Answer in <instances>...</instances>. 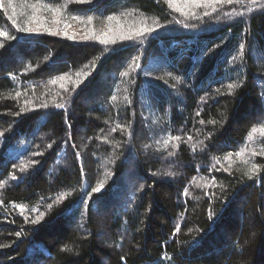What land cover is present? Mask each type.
<instances>
[{"label": "trees", "instance_id": "16d2710c", "mask_svg": "<svg viewBox=\"0 0 264 264\" xmlns=\"http://www.w3.org/2000/svg\"><path fill=\"white\" fill-rule=\"evenodd\" d=\"M7 3L0 264H264V0Z\"/></svg>", "mask_w": 264, "mask_h": 264}, {"label": "rangeland", "instance_id": "374dc122", "mask_svg": "<svg viewBox=\"0 0 264 264\" xmlns=\"http://www.w3.org/2000/svg\"><path fill=\"white\" fill-rule=\"evenodd\" d=\"M41 8L42 7H35L34 15H33L35 19H33L30 24L33 28L38 29V31L40 32L44 31L45 33H49V34L54 33L60 37H65L73 40L88 39L90 35H96L100 33L98 29L89 27L90 21H87L85 24V21L79 18H72L69 20L64 19L62 18L63 13L59 9L54 10V12H52V17H49L47 14H45L44 10H42ZM45 28L49 29V31H45ZM104 30H105L104 32L105 34L104 35L102 34L101 35L102 37H115L118 35L119 31L122 32L121 31L122 28L117 29L116 27H111V26H107ZM65 32H67L68 35H64ZM106 78L107 75H103L101 81L104 82ZM144 103L147 105V102ZM21 144L25 145L26 143L22 142ZM13 151H16L15 156L20 155L18 152L20 151V148H17V150H13ZM117 209L121 213L123 207H118ZM105 214H108L107 209L102 208L101 217L103 218ZM104 236L110 239V237L107 236L106 234H104Z\"/></svg>", "mask_w": 264, "mask_h": 264}, {"label": "snow or ice", "instance_id": "6c2138e0", "mask_svg": "<svg viewBox=\"0 0 264 264\" xmlns=\"http://www.w3.org/2000/svg\"><path fill=\"white\" fill-rule=\"evenodd\" d=\"M220 2H222V3H231L232 2V0H220ZM256 2V0H253V3H255ZM7 7L8 8H12V10H13V15H15L16 14V11H15V6H14V4H13V0H8V3H7ZM33 7H35V5H33ZM3 8H5V4H4V0H0V9H3ZM10 19H11V17H10ZM33 19H35V17H33ZM13 23H15V21H13ZM20 31H25V32H36V31H38V29H35V28H31V27H28V28H22V29H19ZM45 31H49V29H47V28H45ZM153 31V29H144V32H146V33H151ZM3 35H6V33H3V32H0V36H3ZM64 35H68V33L67 32H65L64 33ZM122 39L123 38H125V37H121ZM128 38H130V37H128ZM105 44H107V43H109V40L108 39H105L104 41H103ZM233 87V85H229V88H232ZM113 99H115V97H113ZM178 139V138H177ZM103 183H100V184H98L95 188H93L92 189V192H100L102 189H103ZM43 216V213H41V217ZM27 219V218H26ZM40 219V217H38L37 218V220H39ZM35 222V221H34ZM178 230V229H177ZM19 235V234H18Z\"/></svg>", "mask_w": 264, "mask_h": 264}]
</instances>
